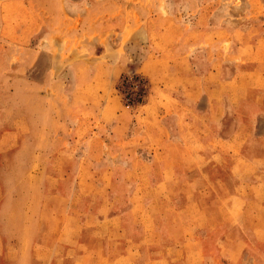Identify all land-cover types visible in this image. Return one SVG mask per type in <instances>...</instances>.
I'll use <instances>...</instances> for the list:
<instances>
[{"label":"rangeland","instance_id":"374dc122","mask_svg":"<svg viewBox=\"0 0 264 264\" xmlns=\"http://www.w3.org/2000/svg\"><path fill=\"white\" fill-rule=\"evenodd\" d=\"M186 5L0 0V264L264 262V0Z\"/></svg>","mask_w":264,"mask_h":264},{"label":"crops","instance_id":"0c3cea01","mask_svg":"<svg viewBox=\"0 0 264 264\" xmlns=\"http://www.w3.org/2000/svg\"><path fill=\"white\" fill-rule=\"evenodd\" d=\"M191 2V0H185V3L187 4L186 7L188 6V4ZM238 76L235 77V79H237ZM237 82V80H236ZM251 92L249 90H246V103L247 105H249L250 107H253V101H252V96L250 94ZM225 110V102L220 99L217 102H213L211 110H209V113H207V120H212L214 113L215 112H223ZM256 120V117H255ZM244 133V134H243ZM234 136H239V138L241 139V141L245 142L248 141L249 143V148L244 150V153H254L255 155H259L262 156L264 155V133H260V132H255L254 129H252L250 132L247 131H241V132H237L234 134ZM224 142L227 141V139L223 140ZM243 152V150H240ZM262 171H264V165L262 166ZM252 185H256L258 187L264 188V178L262 179H257V181H251ZM261 196L260 199L264 202V190L258 195ZM256 213H264V206L262 210H258L256 211ZM250 231H252V235H256L258 237V239L260 238H264V227H260L258 226H251L249 228ZM261 246V245H260ZM247 253H244L243 256H247ZM208 259L206 258L205 264L208 263ZM241 261V262H240ZM237 264H255V263H251L249 262L248 259L246 258H242L241 254H240V258L237 262ZM264 264V262L262 263Z\"/></svg>","mask_w":264,"mask_h":264},{"label":"trees","instance_id":"16d2710c","mask_svg":"<svg viewBox=\"0 0 264 264\" xmlns=\"http://www.w3.org/2000/svg\"><path fill=\"white\" fill-rule=\"evenodd\" d=\"M125 105H140L147 97L149 86L147 81L137 75H132L130 81L123 79L117 88Z\"/></svg>","mask_w":264,"mask_h":264}]
</instances>
